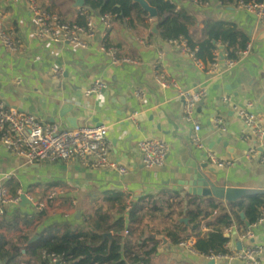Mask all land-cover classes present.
Listing matches in <instances>:
<instances>
[{
  "label": "crops",
  "instance_id": "1",
  "mask_svg": "<svg viewBox=\"0 0 264 264\" xmlns=\"http://www.w3.org/2000/svg\"><path fill=\"white\" fill-rule=\"evenodd\" d=\"M170 1L191 14L194 40L206 37L205 24L212 20L236 25L249 34L250 51L238 56L237 64L223 72L217 88H214L212 77L200 69L189 54L168 44L160 36L158 26L157 31L153 29L154 24L161 21L160 16L151 19L145 14L147 24L138 23L136 27H131L125 17L116 19L108 43L118 46L121 59L111 62L100 50L98 34L86 46L40 38L27 0H0V25L15 44V50L7 49L0 36V98L19 110L33 112L44 124L58 123L64 128L107 124L112 157L134 165L128 175H120L115 171L90 169L77 159L46 158L38 163H28L11 148L0 145V183L11 193L22 187L30 191L33 201H42L53 190L65 191L48 200L42 217L33 220L29 215L41 211L30 200L0 204V236L28 235L31 239L47 227L63 230L67 224L74 228H85L90 224L100 233H113L114 229L107 227L110 225L94 216L95 204L111 192H124L125 187L140 193L135 195L141 197L134 207L139 214L145 211L143 203L151 200L147 196L153 195L160 201L175 197L177 193L188 195L187 200L177 203L174 212H185L189 199L193 198L186 187L187 180L193 172V165L205 158L192 144V124L185 119L183 98L175 88L160 86L155 78L157 73L177 79L185 88L209 86L208 94L196 108L204 141L218 154L236 161L230 168L216 167L217 183L264 188V163L247 158L250 142L242 139L243 123L225 100V97L234 101L251 99L264 117V24L257 22L236 3L210 0L209 6L201 8L193 0ZM38 2L43 9L54 11L69 21L77 22L87 10L85 1L80 4V0ZM98 28H101L100 20ZM52 66L63 68L60 79L53 78ZM96 79L104 83V88L86 94V88ZM135 90L143 91L144 95L135 94ZM155 104H159V111L152 112L150 107ZM69 117L75 118L76 126L71 124ZM216 117L225 119L226 131L214 128ZM135 118H138L140 128L133 126ZM151 135L166 139L170 150L165 164L148 168L142 163L138 142ZM73 197L78 199L75 206L71 204ZM106 208L114 215L113 221L115 209L112 206ZM72 212L75 214L64 215ZM14 214L18 216L14 217ZM166 224L155 216L134 226L137 231L132 238L140 239V229L146 236L151 232L150 227L159 228ZM250 226L254 227V222ZM159 240L161 243L149 264H243L226 257L209 258L197 250L170 242L163 244ZM253 240L264 243V225L255 227ZM239 241V236L232 234L226 246L236 249ZM148 245L151 246L152 241ZM30 264L40 263L31 260ZM43 264L52 263L45 261Z\"/></svg>",
  "mask_w": 264,
  "mask_h": 264
},
{
  "label": "built area",
  "instance_id": "2",
  "mask_svg": "<svg viewBox=\"0 0 264 264\" xmlns=\"http://www.w3.org/2000/svg\"><path fill=\"white\" fill-rule=\"evenodd\" d=\"M193 1L201 8L210 5V0ZM27 3L32 17L37 24L40 38L49 39L54 42H70L79 46H86L98 34L101 43L100 50L109 57L110 61L117 62L121 59L119 57L118 46L108 43L109 32L117 19L116 15L106 13L101 17L92 12L86 15L85 23H79L61 18L54 11L43 9L38 0H27ZM237 6L255 18L257 22L264 24V0L240 1L237 3ZM98 20L101 21V28H98ZM125 20L129 22L130 18L127 16ZM0 36L7 49L11 51L15 50L14 40L4 33L1 25ZM165 40L168 44L179 47L189 54L195 64L200 69H203L212 79L215 76L220 77L225 70L235 66L237 64V57L248 54L252 46V42L250 41L244 49L234 53L225 50L224 47L223 49L219 47V49L214 51L213 60L206 65L198 57L197 50L192 49L183 36ZM219 44H222L220 40ZM226 44H229V42L227 41ZM221 54L223 58H221ZM122 59L128 58L123 57ZM51 73L54 79H60L63 68L52 66ZM155 78L160 86L164 88H175L178 95L183 98L185 119L192 124V144L208 160L210 166L215 168H230L234 166L236 163L234 159L218 154L209 148L204 141L202 134L203 128L197 119L196 108L208 94V88H185L180 81L175 78H169L164 73H157ZM104 86V83L100 79H96L86 88L85 92L86 94H92L100 91ZM135 94L140 96L144 95L141 90H135ZM225 100L234 109L236 115L243 123V129L241 130L242 139L250 142L246 153L247 158L264 163V117L259 114L255 102L251 99L234 101L231 97H225ZM150 110L152 112L159 111V104L151 106ZM213 125L218 131L223 132L227 130V123L222 117H216ZM133 126L140 128L138 118L133 119ZM109 130V125L104 123L71 128L61 127L58 123L44 124L33 112L19 110L0 98V145L11 148L14 152L24 157L28 163H38L46 158L64 161L77 159L90 169L105 172L115 171L120 175H128L133 170L134 165L125 161H118L112 157L111 143L108 138ZM169 150V142L155 135L143 137L138 142V152L141 155L142 163L148 168L165 164ZM7 175L10 176V173ZM135 190L130 187H125L124 193L127 195L125 214L135 209L136 200L141 197H135V195L140 194L135 192ZM64 192V190H53L44 200L33 201L30 191H26L20 187L14 193H11L4 184L0 183V204L19 203L23 198L22 196L25 195L39 211H42L47 206L48 200L54 199L56 195H61ZM187 195L176 194L175 197L172 196L169 200L180 203V201L187 200ZM151 200L147 199L143 203V210L162 203L161 200ZM77 203V197H73L71 204L75 206ZM188 206L184 209L186 210ZM73 214L75 213L72 212L64 215L68 217ZM124 216L125 228L120 233H116L115 231L112 233L113 235H122L123 242L131 235L128 226L129 220L126 215ZM260 225H264V204L260 209V215L254 221V227L251 228L250 226V229L243 233L238 231L236 223L224 228L225 232L231 235L237 234L240 241L244 242L241 249H233L232 253L226 255L212 254L207 256L214 259L222 257L237 259L243 264H264V243L254 240L251 241L255 237V227ZM201 228L207 230L208 226L205 220L202 221ZM166 235L170 243L193 251L196 250L194 248L195 239L193 237L189 239L184 238L175 243L173 236ZM41 260L48 261L52 264H73L74 262L64 255L46 252L41 257ZM19 264H24V262H20ZM139 264H143V262Z\"/></svg>",
  "mask_w": 264,
  "mask_h": 264
},
{
  "label": "trees",
  "instance_id": "3",
  "mask_svg": "<svg viewBox=\"0 0 264 264\" xmlns=\"http://www.w3.org/2000/svg\"><path fill=\"white\" fill-rule=\"evenodd\" d=\"M159 12L161 21L158 24L160 36L164 39L177 38L183 36L186 38L189 46L197 50L198 57L208 65L214 57V51L219 49V40L224 45L225 50L234 53L244 49L251 38L247 32L236 25H225L223 22H207L204 27L206 37L202 40H194L192 37L191 26L193 19L191 14L187 13L185 8H178L170 0H149ZM224 4L239 3L240 1L248 2L250 0H220ZM84 6L87 10L80 15L79 23H85L86 15L96 13L103 16L106 13L116 15L117 19L124 17L130 18V26L136 27L139 24H147L145 12L132 0H85ZM83 6V7H84ZM229 44H226V42ZM178 194V193H177ZM158 201L153 195L147 196ZM189 199V207L183 212L178 210L174 212L177 201H170V197L163 198L162 203L152 208L146 209L143 214H139L133 209L125 214L126 198L124 192H111L103 200L95 204L94 216L107 224L109 229H114L120 233L125 228V216L129 218L128 226L131 235L123 242V237L116 234L111 238H103L102 233L95 230L90 224L85 228H74L67 224L63 230H56L53 227H47L38 233L39 237L30 242V236H13L7 238L0 236V264H30L31 260H41L44 253H54L64 255L72 259L73 264H149L151 256L157 251L160 240L144 236L143 230L140 229L139 238L133 239L132 234L137 231L134 226L151 219L155 216L165 221L167 224L159 228L150 227V233L168 234L174 237V242L181 239H195L194 248L202 254L226 255L232 253L226 245L230 241L224 231V228L236 223L238 231L243 233L250 229L248 223L256 221L260 215V209L264 204V195L256 194L247 196L234 203L204 196H192ZM179 204V203H178ZM107 206L115 209L116 216L107 210ZM245 216L242 217L241 213ZM41 212H34L30 220L41 218ZM18 214H14V217ZM28 217V215H26ZM187 218V221L183 220ZM23 220H26L24 217ZM206 221L208 226L204 231L201 228L202 221ZM110 222V223H109ZM144 236V237H143ZM152 241L149 246L148 242Z\"/></svg>",
  "mask_w": 264,
  "mask_h": 264
},
{
  "label": "water",
  "instance_id": "4",
  "mask_svg": "<svg viewBox=\"0 0 264 264\" xmlns=\"http://www.w3.org/2000/svg\"><path fill=\"white\" fill-rule=\"evenodd\" d=\"M85 0H80V4H83ZM134 3H137L142 10L148 15L149 18L155 19L159 17L158 9L152 5V3L149 0H132ZM157 22L154 24V30L157 31ZM224 45H220V48L223 49ZM221 58H223V55L221 54ZM220 77L215 76L212 79V83H214V88H217V82ZM209 88V86L207 87ZM209 92V89H208ZM238 93H236V96ZM69 121L74 126L77 125V122H75L74 117H69ZM100 125V124H97ZM218 181V175L216 173V168L213 166H210L208 160H203L201 162H197V164L193 165V172L190 173V179L187 180V189L189 194L192 196H204V197H213L222 201H226L228 203H234L237 202L247 196L251 195H264V188L263 187H249V186H226L223 184L217 183ZM23 202L25 203L28 201L25 195L22 196ZM244 216V213H241ZM183 220L187 221V218H184ZM250 226V224L248 223ZM151 237L158 238L162 240L163 244H166L169 242L168 237L166 234H157V233H150ZM227 237L231 238V234L227 233L225 234ZM103 238H111L112 233L109 232H103L102 233ZM39 237L38 234H35L33 237H31L30 242L35 241ZM242 243L239 241L237 243V248L241 249Z\"/></svg>",
  "mask_w": 264,
  "mask_h": 264
}]
</instances>
